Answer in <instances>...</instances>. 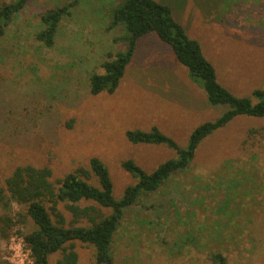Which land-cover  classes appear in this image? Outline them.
I'll return each instance as SVG.
<instances>
[{
	"label": "rangeland",
	"instance_id": "rangeland-1",
	"mask_svg": "<svg viewBox=\"0 0 264 264\" xmlns=\"http://www.w3.org/2000/svg\"><path fill=\"white\" fill-rule=\"evenodd\" d=\"M71 1L28 0L0 38V187L17 166H48L54 179L97 156L119 198L139 179L122 161L149 173L177 157L164 144L129 143L127 130L157 126L185 148L197 125L228 107L209 104L154 33L136 41L113 94L91 95L89 74L102 73L106 54L126 46L114 40L125 34L121 25L106 30L122 0H79L62 18L52 47L37 42L39 14ZM155 1L170 7L232 94L264 88V0ZM251 129L259 132L250 135ZM4 202L0 264L20 253L12 241L21 238L17 232L33 228L7 226L5 217L15 221L22 209ZM74 249L78 264H94L92 246L74 242ZM216 253L226 264H264V118L239 116L204 138L187 169L125 211L110 249L113 264H217ZM60 256L51 254L48 264Z\"/></svg>",
	"mask_w": 264,
	"mask_h": 264
},
{
	"label": "trees",
	"instance_id": "trees-1",
	"mask_svg": "<svg viewBox=\"0 0 264 264\" xmlns=\"http://www.w3.org/2000/svg\"><path fill=\"white\" fill-rule=\"evenodd\" d=\"M27 2L16 0L0 5V38ZM78 2L72 0L40 13L41 28L34 34L35 40L45 47H52L62 18L69 15L70 9ZM118 25L122 26L125 34L114 40L125 42L126 46L116 53L106 54L101 63L102 73L89 74L88 89L91 95L113 94L134 54L136 41L154 33L171 48L190 78L202 87L208 103L228 108L215 120L197 125L191 131L185 148L179 147L157 126H152L148 131L127 130L125 137L129 143L164 144L175 150L177 157L166 160L149 173L130 159L122 161L121 168L139 176V179L125 187L119 198L113 196V183L107 167L97 156L89 157L85 166L78 165L54 179L48 166L27 164L15 167L5 179L4 188L0 187V201H5V205L14 202L22 209V213L18 214L19 219L15 221L5 217L7 226L14 223L24 225L26 222L32 225L33 228L26 233L17 232L29 251L32 264H48L49 256L56 252L61 255L56 264H78L74 242L92 246L94 264H113L111 244L128 208L135 205L143 194L158 190L171 174L187 169L199 143L214 131L239 116L264 118V88H255L251 96L240 97L222 86L199 43L189 38L184 28L173 19L168 5L155 0H122V4L115 8L106 30ZM258 132V129H251L249 134ZM65 215L69 218L66 219ZM212 260L217 264H226L219 253L213 254Z\"/></svg>",
	"mask_w": 264,
	"mask_h": 264
},
{
	"label": "built area",
	"instance_id": "built-area-1",
	"mask_svg": "<svg viewBox=\"0 0 264 264\" xmlns=\"http://www.w3.org/2000/svg\"><path fill=\"white\" fill-rule=\"evenodd\" d=\"M12 241H17L16 244L17 248L19 249L20 253L16 255L15 259H9V264H32L30 259L29 251L25 248L22 238H18L15 236Z\"/></svg>",
	"mask_w": 264,
	"mask_h": 264
}]
</instances>
